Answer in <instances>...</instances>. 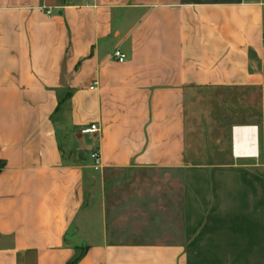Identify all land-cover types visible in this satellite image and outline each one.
<instances>
[{"label":"crops","instance_id":"obj_1","mask_svg":"<svg viewBox=\"0 0 264 264\" xmlns=\"http://www.w3.org/2000/svg\"><path fill=\"white\" fill-rule=\"evenodd\" d=\"M0 160V264H264V0H0Z\"/></svg>","mask_w":264,"mask_h":264},{"label":"rangeland","instance_id":"obj_2","mask_svg":"<svg viewBox=\"0 0 264 264\" xmlns=\"http://www.w3.org/2000/svg\"><path fill=\"white\" fill-rule=\"evenodd\" d=\"M88 161L90 163H93L94 160L91 157V154L88 153ZM121 171V170H120ZM105 172V174L107 175H114L117 174L118 171H111V170H104L103 173ZM126 173L128 174L129 180L125 181V183L119 184L121 187H119V189H114L113 192H111V195L113 197V202L114 204H123L124 206L126 205H132V203L130 202H134V201H139L140 202V206L137 204L136 205H132L133 209L136 210L138 216L142 215V208L146 209L145 204L149 205V202H147L146 198L150 197H146V196H158V198L160 197H164V194H171L170 193V186H167V183L165 182L164 179V172L163 171H155V170H148V171H139V170H129V171H121V173ZM94 174H96V179H99V175L102 174L101 170L98 169H94ZM99 174V175H98ZM161 179L162 181H156ZM147 180L151 181L150 183L153 184V186H158V185H162L160 189H153L149 188L148 186H146L145 184H147ZM154 191V192H153ZM95 194H96V189L94 190ZM113 193V194H112ZM143 193V195H142ZM133 194H135L133 196ZM145 198L144 201L141 203V199ZM168 203V198H166L165 200Z\"/></svg>","mask_w":264,"mask_h":264},{"label":"built area","instance_id":"obj_3","mask_svg":"<svg viewBox=\"0 0 264 264\" xmlns=\"http://www.w3.org/2000/svg\"><path fill=\"white\" fill-rule=\"evenodd\" d=\"M114 55L116 59L120 62H123L128 58L127 54L123 52L121 49H116ZM99 130H100V126L97 123H94L89 126L82 127L80 132L83 134H87V133H95L98 132ZM91 157L94 160L93 166L95 168H100L101 167L100 151L98 149H95L93 152H91Z\"/></svg>","mask_w":264,"mask_h":264},{"label":"trees","instance_id":"obj_4","mask_svg":"<svg viewBox=\"0 0 264 264\" xmlns=\"http://www.w3.org/2000/svg\"><path fill=\"white\" fill-rule=\"evenodd\" d=\"M4 166V162L0 160V169ZM86 252V248H78V253L76 254V256L74 257V259L70 260L67 264H76L78 263L82 257L84 256Z\"/></svg>","mask_w":264,"mask_h":264},{"label":"bare ground","instance_id":"obj_5","mask_svg":"<svg viewBox=\"0 0 264 264\" xmlns=\"http://www.w3.org/2000/svg\"><path fill=\"white\" fill-rule=\"evenodd\" d=\"M250 149V148H249ZM243 151V150H242ZM249 153V152H248Z\"/></svg>","mask_w":264,"mask_h":264}]
</instances>
